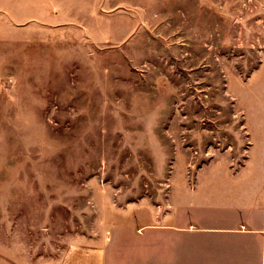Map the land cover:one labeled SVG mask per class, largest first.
Here are the masks:
<instances>
[{
    "label": "rangeland",
    "instance_id": "374dc122",
    "mask_svg": "<svg viewBox=\"0 0 264 264\" xmlns=\"http://www.w3.org/2000/svg\"><path fill=\"white\" fill-rule=\"evenodd\" d=\"M261 67L264 0H0V264H141L197 171L242 163ZM210 242L195 264H264Z\"/></svg>",
    "mask_w": 264,
    "mask_h": 264
},
{
    "label": "crops",
    "instance_id": "0c3cea01",
    "mask_svg": "<svg viewBox=\"0 0 264 264\" xmlns=\"http://www.w3.org/2000/svg\"><path fill=\"white\" fill-rule=\"evenodd\" d=\"M236 101L246 139L242 163L216 161L199 169L170 203L168 215L156 218L152 228L164 235L156 236L148 255H140L141 264H195L197 254L211 252L212 239L224 236L249 238L256 255H264V67L243 82ZM60 261L109 264L98 252L63 255Z\"/></svg>",
    "mask_w": 264,
    "mask_h": 264
}]
</instances>
